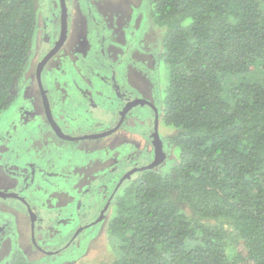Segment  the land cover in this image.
Masks as SVG:
<instances>
[{
	"label": "trees",
	"instance_id": "trees-1",
	"mask_svg": "<svg viewBox=\"0 0 264 264\" xmlns=\"http://www.w3.org/2000/svg\"><path fill=\"white\" fill-rule=\"evenodd\" d=\"M150 2L168 72L159 141L177 158L117 189L110 264H264V0ZM38 12L0 0V114L18 102Z\"/></svg>",
	"mask_w": 264,
	"mask_h": 264
},
{
	"label": "rangeland",
	"instance_id": "rangeland-1",
	"mask_svg": "<svg viewBox=\"0 0 264 264\" xmlns=\"http://www.w3.org/2000/svg\"><path fill=\"white\" fill-rule=\"evenodd\" d=\"M36 4V32L18 102L0 114V192L36 206L41 218L37 212L40 228L36 227L35 241L43 251L54 253L34 247L25 204L0 199V264L13 251L16 259L22 257L29 264H110L115 251L107 237L109 212L100 227H86L78 237L73 233L94 221L125 172L153 161L152 139L146 135L151 109L139 104L141 109L136 106L104 138L68 141L51 133L34 68L58 40L61 12L59 0H36ZM65 4L71 18L68 40L42 74L43 86L54 97L52 114L62 134L79 137L115 128L119 111L134 97L150 100L161 111L168 72L159 60L162 33L150 20V0H65ZM47 72L56 80L51 82L50 74L45 77ZM11 120L15 131L14 127L2 131ZM157 129L161 139L169 135L163 124L158 123ZM153 130L150 126L148 133ZM163 151L166 158L156 169H168L177 158L166 142ZM68 205L74 207V216L64 209ZM68 244L73 245L58 253Z\"/></svg>",
	"mask_w": 264,
	"mask_h": 264
},
{
	"label": "water",
	"instance_id": "water-1",
	"mask_svg": "<svg viewBox=\"0 0 264 264\" xmlns=\"http://www.w3.org/2000/svg\"><path fill=\"white\" fill-rule=\"evenodd\" d=\"M59 4H60L61 20L63 21L64 24L61 26L58 42L54 45V48L46 56L43 57L42 61L38 64L37 71H36V81L38 84L39 91H41V101H42V107H43L44 115L46 118V123L49 125L52 133L55 136L62 138V139H65V140H68V141L91 140V139L104 138L106 136H109L113 132H115L122 125V122L124 121L125 116H126L125 113L128 111V108L135 107L139 104L140 105H147V106L152 107V108H153V106H150V104L147 101H144L142 99L131 102V103L128 102L129 104L128 103H127L128 105L126 104L128 107L126 108V105H125V107L122 109V111L119 112L120 119H119L117 125L115 126V128L109 129L108 131H105L104 133L88 134V135H83V136H79V137H72V136L65 137L62 134V131L59 127V124L54 119V116L52 114L53 112L51 109V102L49 99L48 91L43 87V83H42V79H41V71H42L45 63H47V61L59 50V48L61 47V45L63 44V42L65 41V38H66L67 9L65 6V0H59ZM153 113H154V120H155L154 121L155 122L154 132L152 134V144H153V147L155 149V156L153 158V161L145 167L133 168V169L129 170L120 179L116 188L120 187L121 183L125 179H128L129 177H131V175L135 174L136 172L143 171V170L153 169V168L157 167L158 165H160L161 163H163L165 158H166L165 153L163 151V145L159 141V136H158V132H157L158 115H157V110L155 109V107L153 109ZM113 194H114V191H113ZM113 194H112V196H113ZM112 196H111V198H112ZM0 198L1 199L15 198L17 200H21L25 204V208L27 210L28 215H30L31 219L33 220V214H32L33 211L31 209V206L28 203H26V201L22 197L0 192ZM108 206L109 205L106 204V206L104 207L101 214H103L106 211ZM99 221H100V219H98V222ZM81 230L82 229H80L79 232ZM31 236L34 237V230L33 229L31 230Z\"/></svg>",
	"mask_w": 264,
	"mask_h": 264
},
{
	"label": "flooded vegetation",
	"instance_id": "flooded-vegetation-1",
	"mask_svg": "<svg viewBox=\"0 0 264 264\" xmlns=\"http://www.w3.org/2000/svg\"><path fill=\"white\" fill-rule=\"evenodd\" d=\"M65 6H66V4H65ZM68 7H66V9H67ZM58 18H59V20H58V24H59V35H60V29H61V26L64 24L63 23V21L61 20V14L60 15H58ZM71 21V18H70V15H69V13L67 12V17H66V38H65V41L63 42V44L61 45V47L59 48V50H61L64 46V44H66L67 43V40H68V23ZM58 39H59V37H58ZM58 42V40L55 42V43H53V45L51 46L52 48L51 49H53L54 48V45L56 44ZM72 54V52H69L68 53V55H71ZM55 55H53L48 61H47V63H45V65H44V67H43V69H42V71H41V79H42V83H44V81H43V76H42V74H43V71H44V68L46 67V65L49 63V61L54 57ZM43 59V58H42ZM42 59L36 64V66H35V68H34V72H35V81H36V71H37V66H38V64L42 61ZM46 71H49V68L46 70ZM46 74H50L51 75V82H52V78L54 79V80H56V77H55V75L54 74H52V73H45V77H46ZM37 82V81H36ZM37 86H38V84H37ZM44 87V86H43ZM45 88V87H44ZM47 88V87H46ZM50 88H52L53 89V87H50ZM47 90V89H46ZM48 91V90H47ZM38 92H39V96H40V98H41V91H39V88H38ZM48 95H49V98H51V109H52V112H53V110H54V108H53V106L55 107V100L53 99L54 97H52V95L48 92ZM141 98H132L130 101H129V103H131V102H134V101H137V100H140ZM143 100V99H142ZM144 101H147V100H144ZM149 104H150V106H152L154 103H152L150 100H148L147 101ZM128 103V102H127ZM126 103V104H127ZM128 103V104H129ZM125 104V103H124ZM125 104V105H126ZM127 104V105H128ZM124 105V106H125ZM126 105V108L128 107ZM138 106V105H137ZM141 106H143V105H140V107ZM155 106V105H154ZM139 107V106H138ZM139 107V109H141ZM148 109L149 108V106H147L146 105V107H145V109ZM133 109H136V106L135 107H130V108H128V111L125 113V115L127 116V115H129L128 113H130ZM150 113L152 114V116H153V118H152V116H151V119H150V124H149V127H148V129H147V137L148 136H150V140L152 139V134H153V132H154V130L151 132V134L150 133H148V131L150 130V126H152V128L154 127V124H155V120H154V113H153V109H154V107L152 108V107H150ZM16 112V111H15ZM120 112V111H119ZM19 115V114H18ZM124 115V116H125ZM126 116H125V118H126ZM16 118H18L17 116H15ZM119 119H120V116H119ZM124 119V118H123ZM125 120V119H124ZM119 121V120H118ZM124 122V121H123ZM122 122V123H123ZM118 123V122H117ZM14 127V131H15V125L13 124V120H11L10 122H9V125H7V126H5L4 127V129H2V131L3 130H6V131H10L12 128ZM48 128L50 129V127H49V125H48ZM50 131H51V129H50ZM51 133H52V131H51ZM101 133H104V132H101ZM98 134V133H97ZM10 136H12V135H10ZM57 137V136H56ZM159 137H160V135H159ZM150 140H149V138H148V142L150 143ZM162 145H163V140H162V143H161ZM152 146H153V144H152ZM152 151H153V153L151 152V154H152V157L154 158V156H155V149H154V147H153V149H152ZM109 172L111 173V169L109 170ZM128 172V171H127ZM127 172H125L123 175H125ZM123 177V176H122ZM121 177V178H122ZM130 178V177H129ZM128 178V179H129ZM128 179H125L122 183H121V185L125 182V181H127ZM117 186V185H116ZM92 187L93 186H91L90 187V189H86V190H91L92 189ZM121 187V186H120ZM120 187H118V188H114V189H112L111 190V192H110V194H109V196L106 198V200L103 202V204H102V206H100V208L98 209V212H97V215L95 216V218H94V221H92L91 223H89V224H86V225H84L85 227H83V226H81V228L79 227L75 232L76 233H73L74 235L73 236H79V233L80 232H82V231H84V229L87 227V228H89V227H91V225L92 226H94V225H98V227H100L103 223L102 222H104V218H105V215L109 212V210H110V208H111V201L113 200V196L115 195V193H116V191H117V189H119ZM114 191V194L112 193ZM111 193L113 194V196L111 195ZM31 194H32V192H31ZM11 195V194H10ZM18 196V195H17ZM34 196H36V198L38 199L39 198V202H38V208L42 211L43 209H44V207H43V203H42V199H41V197L37 194V195H34ZM111 196H112V198H111ZM28 197H30L29 195H28ZM1 199V198H0ZM27 200V199H26ZM31 202H33L34 204H36V199L35 198H31ZM45 202V201H44ZM27 203H28V200H27ZM46 203V202H45ZM106 204H108L109 206L107 207V209H106V211L103 213V214H101L102 213V211H103V209H104V207L106 206ZM30 206H31V209H32V214H33V220L31 219V217H30V215H28V217H29V220H30V224H31V230L33 229L34 230V237H31V239H32V242H33V244H34V247L36 248V249H39V251H42V252H44V253H46V254H50V253H54V252H45V251H43V249L40 247V245L38 244V243H36V241H35V237H37V235L35 234V232H36V227L37 228H40V226H38V221H39V219H38V214H39V217H40V211L38 210L37 212H38V214H37V212H36V206L35 205H31V204H29ZM24 209H25V212H26V208L24 207ZM64 209H69L70 210V213H69V216H74V214H72L73 213V210H74V207L73 206H66V208H64ZM35 210V211H34ZM75 212V211H74ZM61 215H63V213L61 214ZM103 215V216H102ZM41 218V217H40ZM52 219H51V221L53 222V223H55L56 222V218H54V217H51ZM98 219H100V222H98ZM56 223H58V221L56 222ZM95 223H98V224H95ZM80 229H82L80 232H79V230ZM73 238H75V237H73ZM72 245L73 244H68V245H65L64 247H62L61 249H60V251L58 252V253H60L61 252V250L63 249L64 251L65 250H68L69 248H71L72 247ZM62 250V251H63ZM10 259H8V260H6L3 264H14V260H16V251H13L12 253H11V257H9ZM19 259V258H18Z\"/></svg>",
	"mask_w": 264,
	"mask_h": 264
},
{
	"label": "clouds",
	"instance_id": "clouds-1",
	"mask_svg": "<svg viewBox=\"0 0 264 264\" xmlns=\"http://www.w3.org/2000/svg\"><path fill=\"white\" fill-rule=\"evenodd\" d=\"M155 104H153L152 106L155 107V109L157 110V115L159 117V108L154 106ZM150 108V107H149ZM163 108V107H162ZM157 128H158V122H157ZM157 132H158V129H157ZM158 136H159V132H158ZM153 158V157H152ZM147 166V165H146ZM142 167H145V166H142ZM154 169V168H153ZM150 170V169H149Z\"/></svg>",
	"mask_w": 264,
	"mask_h": 264
}]
</instances>
